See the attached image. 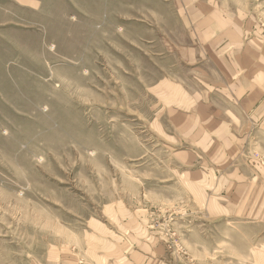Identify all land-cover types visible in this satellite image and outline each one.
Segmentation results:
<instances>
[{
  "label": "rangeland",
  "instance_id": "1",
  "mask_svg": "<svg viewBox=\"0 0 264 264\" xmlns=\"http://www.w3.org/2000/svg\"><path fill=\"white\" fill-rule=\"evenodd\" d=\"M238 48L264 0H0V264H264V126H196Z\"/></svg>",
  "mask_w": 264,
  "mask_h": 264
},
{
  "label": "crops",
  "instance_id": "2",
  "mask_svg": "<svg viewBox=\"0 0 264 264\" xmlns=\"http://www.w3.org/2000/svg\"><path fill=\"white\" fill-rule=\"evenodd\" d=\"M237 51L231 57L230 54L223 56L221 58L223 60L219 63L222 75L219 92L229 96V106L220 109L214 106L212 108L213 117H206L208 106H203V110L198 108L196 115L198 128L202 125L214 129L219 128V131H214V134L222 139L219 142V144L221 143L219 145L220 152L217 155L216 148L213 149V147L212 154L214 159L220 160L219 167L223 169L231 166L232 158L237 159L236 142L232 138L234 129L237 127L264 126V121L257 117V113L261 112L262 108H256L262 95H264V68L258 65L253 66L252 55L242 56L239 53L240 48ZM181 117L182 119L187 117L188 120L194 119V117L191 118L183 113ZM220 176L217 182L213 184L214 189L217 188L219 182L227 186L226 188L222 186V190L229 189L234 187L239 180V174L234 171L222 170ZM252 178L254 177L252 176ZM140 254L139 251L133 250V252H129L127 260L120 264H156L155 261L151 262V259L149 262L141 263Z\"/></svg>",
  "mask_w": 264,
  "mask_h": 264
}]
</instances>
